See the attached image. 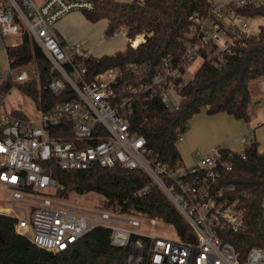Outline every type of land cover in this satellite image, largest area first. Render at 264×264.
<instances>
[{
	"label": "built area",
	"instance_id": "obj_1",
	"mask_svg": "<svg viewBox=\"0 0 264 264\" xmlns=\"http://www.w3.org/2000/svg\"><path fill=\"white\" fill-rule=\"evenodd\" d=\"M210 3L206 13L189 16L179 38L181 47L159 65L153 67L150 60L131 61L124 68L110 67L89 76L83 61L91 54L81 50L83 42L67 43L55 24L70 11L93 10V0L2 2L0 26L10 34L30 32L51 62L49 89L55 96H65L49 110L40 111L37 122L14 115L6 108V96L0 97V185L12 200L5 205L10 211L0 213L16 219L17 233L57 253L93 228L104 227L110 230L112 245L131 248L119 264H264V245L244 250L233 240L245 227L242 200L248 194L220 184L219 169L230 170L232 164L223 160L219 148L200 153L193 164L171 168L133 126V116L153 98L169 109L179 108L180 89L191 79L186 78L187 69L196 58L217 67L225 64L226 56L253 34L238 8L264 0ZM121 28L126 34V27ZM141 35L145 41V34ZM134 40L129 42L136 47ZM8 77L18 82L30 75L13 69L9 59L8 71L0 67V82ZM177 131L180 141L184 132ZM52 133L69 139L52 137ZM243 140L246 143L249 137ZM55 166L64 170L140 168L168 195L186 224L179 230L163 222L172 229V235H163L139 216L65 203L54 195L57 181L50 171Z\"/></svg>",
	"mask_w": 264,
	"mask_h": 264
},
{
	"label": "trees",
	"instance_id": "obj_2",
	"mask_svg": "<svg viewBox=\"0 0 264 264\" xmlns=\"http://www.w3.org/2000/svg\"><path fill=\"white\" fill-rule=\"evenodd\" d=\"M93 10H83L93 22L107 19L106 33L126 27V36L135 39L145 34V41L136 47L129 42L124 49L101 56L91 55L83 61L88 75L110 67L124 68L128 62L150 60L153 67L162 59L175 54L181 47L179 38L194 12L206 13L210 0H93ZM247 20L264 17V3H251L238 8ZM236 52L226 56V62L217 67L206 60L194 73L186 86L180 89L183 96L178 109H169L159 98L144 104L133 116V126L147 138L148 146L158 153L171 168L184 165L177 142L181 128L185 132L188 121L205 110L208 114L226 111L234 117L250 120L249 104L252 100L249 82L264 75V24L257 33L244 37ZM11 67L25 70L34 64L35 75L15 82L11 77L0 82V97L15 86L34 100L40 111L49 110L53 104L65 99L64 94L55 96L49 89L51 62L43 49L25 30L17 45L6 47ZM13 114L28 119L22 110ZM1 135V131H0ZM52 137L69 139L60 133ZM224 161L232 168L219 169L220 184L233 185L238 191H246L242 200L245 227L234 235L237 246L244 250L253 245H264V151L256 140L245 143L243 152L219 147ZM51 176L57 181L54 195L68 197L69 192L78 194L95 192L103 197L101 207L124 215L141 216L173 224L182 230L186 224L176 206L163 189L153 182L144 170L119 166H95L89 170H64L55 166ZM163 181L170 182L161 175ZM146 188V191L139 193ZM16 219L0 213V264H119L131 252L130 247H116L110 240V230L95 227L69 249L52 252L43 249L15 230Z\"/></svg>",
	"mask_w": 264,
	"mask_h": 264
},
{
	"label": "rangeland",
	"instance_id": "obj_3",
	"mask_svg": "<svg viewBox=\"0 0 264 264\" xmlns=\"http://www.w3.org/2000/svg\"><path fill=\"white\" fill-rule=\"evenodd\" d=\"M121 1V0H119ZM131 1V0H122ZM215 1H225V0H215ZM4 0L0 1V6ZM264 24V17L254 18L249 21V31L252 33H257L260 25ZM108 26L107 19H100L96 22L88 19L82 10H74L66 13L58 22L55 24L56 31L61 33L64 40L73 44L78 41L83 42L81 50L87 52L94 56H101L103 54H110L117 50L124 49L129 43V38L125 34V30L119 29L117 35H109L106 33V28ZM2 35L5 45L0 47V67L4 71L9 70V59L7 57L6 46L12 43H20L22 40V35L18 33L10 34L7 28L3 25ZM140 36V37H139ZM142 39V35L139 34ZM143 42V40H141ZM140 42V43H141ZM139 43V44H140ZM203 59L201 57L196 58L188 67L186 78L190 79L193 77L194 73L202 65ZM30 76L35 75L34 64L28 65L24 68ZM22 69L16 70L21 71ZM6 108L9 111L12 110H22L24 111L31 120L37 122L41 118L40 110L38 109L36 103L32 98L21 92L17 87H13L6 95ZM261 145L264 146V125L261 126ZM55 198L77 206L79 208L85 209H99L102 208L103 197L95 192H89L86 194H78L76 192H69L68 197H58ZM264 200V198H263ZM12 203L9 192H6L5 188L0 185V207L1 205H9ZM264 204V202H263ZM110 210V209H108ZM2 211V210H1ZM133 216V215H130ZM141 217V216H139ZM152 229H157L162 231L163 235H172V229L170 226L163 224V221L155 219L156 223H149L151 219L143 218Z\"/></svg>",
	"mask_w": 264,
	"mask_h": 264
},
{
	"label": "crops",
	"instance_id": "obj_4",
	"mask_svg": "<svg viewBox=\"0 0 264 264\" xmlns=\"http://www.w3.org/2000/svg\"><path fill=\"white\" fill-rule=\"evenodd\" d=\"M1 30L0 26V47L3 45ZM59 35L63 37L61 33ZM249 91L253 100L248 108L249 121L236 118L226 111L208 114L202 110L190 118L183 139L177 142L185 164H193L199 159L200 153H207L219 147L242 152L245 148L244 137L256 140L259 149L264 151L260 142L261 126L264 125V75L249 82Z\"/></svg>",
	"mask_w": 264,
	"mask_h": 264
},
{
	"label": "bare ground",
	"instance_id": "obj_5",
	"mask_svg": "<svg viewBox=\"0 0 264 264\" xmlns=\"http://www.w3.org/2000/svg\"><path fill=\"white\" fill-rule=\"evenodd\" d=\"M140 37V36H139ZM136 38L135 40H134V45L135 46H137V45H139V43H140V38ZM10 211V209L7 207V206H5V205H1V207H0V212H2V211Z\"/></svg>",
	"mask_w": 264,
	"mask_h": 264
},
{
	"label": "water",
	"instance_id": "obj_6",
	"mask_svg": "<svg viewBox=\"0 0 264 264\" xmlns=\"http://www.w3.org/2000/svg\"><path fill=\"white\" fill-rule=\"evenodd\" d=\"M253 101V100H252Z\"/></svg>",
	"mask_w": 264,
	"mask_h": 264
}]
</instances>
